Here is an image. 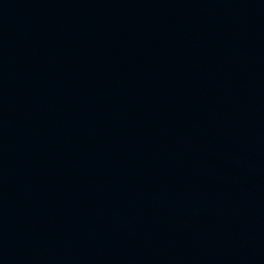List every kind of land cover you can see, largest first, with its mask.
I'll list each match as a JSON object with an SVG mask.
<instances>
[{
    "label": "water",
    "instance_id": "1",
    "mask_svg": "<svg viewBox=\"0 0 264 264\" xmlns=\"http://www.w3.org/2000/svg\"><path fill=\"white\" fill-rule=\"evenodd\" d=\"M0 264H264V0H0Z\"/></svg>",
    "mask_w": 264,
    "mask_h": 264
}]
</instances>
